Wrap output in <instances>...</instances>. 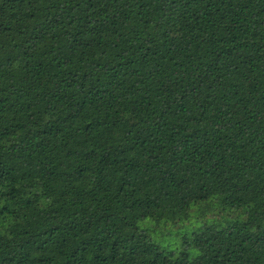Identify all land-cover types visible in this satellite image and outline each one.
Listing matches in <instances>:
<instances>
[{
	"label": "trees",
	"instance_id": "1",
	"mask_svg": "<svg viewBox=\"0 0 264 264\" xmlns=\"http://www.w3.org/2000/svg\"><path fill=\"white\" fill-rule=\"evenodd\" d=\"M0 264H264V0H0Z\"/></svg>",
	"mask_w": 264,
	"mask_h": 264
},
{
	"label": "rangeland",
	"instance_id": "2",
	"mask_svg": "<svg viewBox=\"0 0 264 264\" xmlns=\"http://www.w3.org/2000/svg\"><path fill=\"white\" fill-rule=\"evenodd\" d=\"M180 232H181L180 229H178V231L173 229V230H169L167 232H164L161 236L159 244L162 247L167 248V249L174 247L175 244H177V239L175 238V236L177 235V233H180Z\"/></svg>",
	"mask_w": 264,
	"mask_h": 264
}]
</instances>
